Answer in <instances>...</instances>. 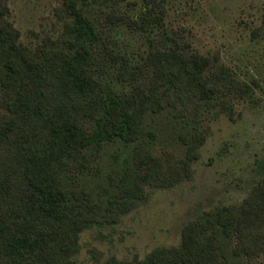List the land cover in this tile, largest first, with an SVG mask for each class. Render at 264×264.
Instances as JSON below:
<instances>
[{
  "label": "rangeland",
  "instance_id": "obj_1",
  "mask_svg": "<svg viewBox=\"0 0 264 264\" xmlns=\"http://www.w3.org/2000/svg\"><path fill=\"white\" fill-rule=\"evenodd\" d=\"M80 1L97 32L88 59L97 90L77 100L88 111L83 129L92 131L106 91L114 89L133 131L128 139L91 144L85 163L60 170V183L73 192L66 211L93 220L82 221L68 259H144L155 248L178 246L182 228L197 217L242 206L264 182L257 170L264 158V0H161L164 9L159 0ZM0 4L26 52L66 53L73 36L63 0ZM183 44L210 62L202 75L208 96L196 90L175 98L159 71L168 46ZM218 65L225 76L213 78ZM59 71L57 63L50 73ZM236 242H223L229 263L264 264L261 247L250 260L235 256Z\"/></svg>",
  "mask_w": 264,
  "mask_h": 264
},
{
  "label": "trees",
  "instance_id": "obj_2",
  "mask_svg": "<svg viewBox=\"0 0 264 264\" xmlns=\"http://www.w3.org/2000/svg\"><path fill=\"white\" fill-rule=\"evenodd\" d=\"M80 2L63 0L73 36L65 40V54L22 49L3 21L0 4V264H70L68 255L77 244L82 221L93 220L86 213L71 217L66 211L73 192L62 186L59 172L69 162L85 163L84 149L91 144L128 139L133 131L132 116L114 89L105 92L103 112L92 131L83 129L82 117L88 111L77 100L97 90L88 71L97 32ZM159 5L164 9L161 0ZM170 39L176 46V39ZM186 44L182 50L168 46L159 71L176 88L175 98L196 90L208 96L210 87L202 75L210 62L189 52ZM57 63L59 76L50 73ZM218 66L213 78L225 76L224 66ZM257 170L264 174V158L258 160ZM231 236L237 239L235 256L250 260L254 248L264 251V182L254 186L242 206L216 208L184 225L178 246L155 248L144 259L111 257L96 264H234L223 249Z\"/></svg>",
  "mask_w": 264,
  "mask_h": 264
}]
</instances>
